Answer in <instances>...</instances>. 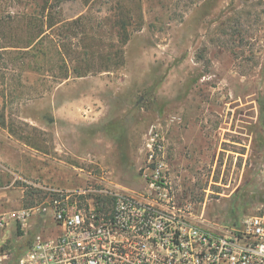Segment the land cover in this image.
<instances>
[{
    "label": "rangeland",
    "instance_id": "rangeland-1",
    "mask_svg": "<svg viewBox=\"0 0 264 264\" xmlns=\"http://www.w3.org/2000/svg\"><path fill=\"white\" fill-rule=\"evenodd\" d=\"M43 29L53 61L23 63ZM151 149L203 223L264 205V0H0V213L37 206L36 183L139 189ZM29 235L13 223L0 248Z\"/></svg>",
    "mask_w": 264,
    "mask_h": 264
},
{
    "label": "built area",
    "instance_id": "built-area-1",
    "mask_svg": "<svg viewBox=\"0 0 264 264\" xmlns=\"http://www.w3.org/2000/svg\"><path fill=\"white\" fill-rule=\"evenodd\" d=\"M151 150L139 189L107 177L36 183L45 200L0 213V233L13 223L32 233L18 252L0 248V264H264V205L240 222L203 223Z\"/></svg>",
    "mask_w": 264,
    "mask_h": 264
},
{
    "label": "trees",
    "instance_id": "trees-1",
    "mask_svg": "<svg viewBox=\"0 0 264 264\" xmlns=\"http://www.w3.org/2000/svg\"><path fill=\"white\" fill-rule=\"evenodd\" d=\"M55 1H58V0H55ZM49 2H51V0H48V5H49ZM52 7H54V5H52ZM50 11H51V9H50ZM52 14L53 13L48 14L46 16L47 21L43 22V25L47 23L49 28H52L57 23V21L53 19ZM123 28H124V30L126 29V27H123ZM44 32H45V29H43L40 32V35L38 37H40V36L41 37L38 40L36 38H32L29 42H26L25 45L20 46V47H23V48L20 49V51H22V52L19 53L21 55L18 57V59L23 58V63H25L26 62L25 60L27 58L29 59V56H31L32 53L37 52V56H39L40 54L43 55L42 56V60H45L46 62L47 61H49V62L53 61L49 51L44 50L45 48L43 47L44 46L43 43L45 42V40L48 37H50L49 35L44 34ZM127 40L128 39L126 38L125 41H127ZM49 42H51L53 45H56L58 47V45L55 43L54 39L50 38ZM10 53H12V52H10ZM38 53H40V54H38ZM49 58H50V60H49ZM61 59L64 62L65 61V56L62 57V55H61ZM106 70L110 71L109 69H106ZM73 71H74V75H76V76H84V75L87 74L86 71L82 72L80 69H78L77 65H75ZM68 77H69V72L67 71V72L63 73V75H61L60 78H68ZM3 107L6 108L5 104H4ZM1 124H2L3 127L8 128L9 132L11 134H13L14 136H16L18 139L24 140L26 143L38 148V145L35 144L33 141H31L32 137L25 136L23 134L22 130L20 131V129H18L17 127L13 126V124L7 123V118L5 117L4 114L2 115ZM33 129H35V127H33ZM33 188H34V190H32L31 192H28L27 196H25V198H27L26 199V204L28 206L32 205L34 203L35 204H39L43 200H45V198L48 197V194L45 193V191L43 189H39V188H35V187H33Z\"/></svg>",
    "mask_w": 264,
    "mask_h": 264
}]
</instances>
